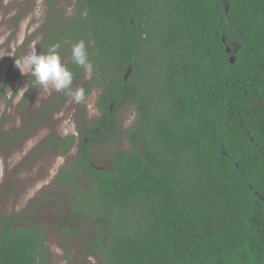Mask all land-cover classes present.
I'll use <instances>...</instances> for the list:
<instances>
[{
  "label": "trees",
  "instance_id": "obj_1",
  "mask_svg": "<svg viewBox=\"0 0 264 264\" xmlns=\"http://www.w3.org/2000/svg\"><path fill=\"white\" fill-rule=\"evenodd\" d=\"M53 15L37 53L59 42L82 99L102 89L52 182L71 201L63 234L97 258L85 264H264V0H75L73 14ZM81 39L93 63L84 83L71 59ZM36 85L30 73L27 96ZM56 97L4 132L0 157L70 95ZM76 139L49 136L34 153L66 155ZM49 248L43 226L0 217V264H51Z\"/></svg>",
  "mask_w": 264,
  "mask_h": 264
},
{
  "label": "rangeland",
  "instance_id": "obj_2",
  "mask_svg": "<svg viewBox=\"0 0 264 264\" xmlns=\"http://www.w3.org/2000/svg\"><path fill=\"white\" fill-rule=\"evenodd\" d=\"M50 1L0 0V137L8 129H21L29 125L44 107L51 102H59L56 96L60 92L45 90L39 84L27 96L30 72L24 64V58L31 51H38L42 36L55 20L53 14L68 16L75 9V0H52L53 6ZM46 22L50 26L46 27ZM41 29L43 33L39 32ZM17 67L19 76L8 80L9 72ZM88 78L84 73L82 83ZM5 83L7 86L3 88ZM76 89H81L80 81L73 88ZM101 90L95 88L79 102L70 96L60 111H54L45 125L35 129L34 135L19 144L12 143L0 157V217L4 214L19 215V223L43 226L50 247L51 264H85L88 260L94 263L97 258L85 255L79 240L63 234V223H67L70 214L67 215V208L71 201L52 183L60 168L70 163L77 152L76 146L63 156L47 148L34 151L48 135L53 137L77 133V109L80 110V116L86 115L88 120L96 117ZM134 116L133 107L119 113L118 121L123 129L131 126ZM126 146L127 141L123 139L120 147ZM105 152L99 151V165L108 163V154ZM67 254L70 256L67 257Z\"/></svg>",
  "mask_w": 264,
  "mask_h": 264
},
{
  "label": "clouds",
  "instance_id": "obj_3",
  "mask_svg": "<svg viewBox=\"0 0 264 264\" xmlns=\"http://www.w3.org/2000/svg\"><path fill=\"white\" fill-rule=\"evenodd\" d=\"M60 49L61 44L58 42L50 45L45 54L31 51L24 58L25 67L45 90L64 92L79 102L83 98V90H73L74 73L62 61ZM71 59L75 65L84 69L87 77H91L93 63L89 59L85 40L81 39L71 45Z\"/></svg>",
  "mask_w": 264,
  "mask_h": 264
},
{
  "label": "flooded vegetation",
  "instance_id": "obj_4",
  "mask_svg": "<svg viewBox=\"0 0 264 264\" xmlns=\"http://www.w3.org/2000/svg\"><path fill=\"white\" fill-rule=\"evenodd\" d=\"M39 34V33H38ZM44 38H45V36L43 35L42 36V42H43V40H44ZM75 84V83H74ZM76 85V84H75ZM75 113H76V116L78 117V119H79V121H77V133H72V134H75V135H77V139H76V141H75V144H74V146H73V148L76 146V150H77V152L76 153H74V156H73V158H71L70 159V162H72L73 161V159H74V157L78 154V151H79V148H80V130H79V122H80V110L79 109H77L76 111H75ZM68 135H71V134H68ZM50 135H48L47 137H49ZM65 136H67V135H64V136H59V138H63V137H65ZM72 148V149H73ZM72 149H70V151L72 150ZM53 151H55V154H57V155H59V156H63V155H60L58 152H57V150L55 149V150H53ZM69 151V152H70ZM68 152V153H69ZM67 153V154H68Z\"/></svg>",
  "mask_w": 264,
  "mask_h": 264
}]
</instances>
